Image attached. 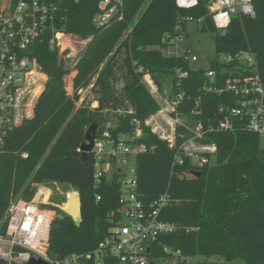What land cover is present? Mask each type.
I'll return each instance as SVG.
<instances>
[{"label": "trees", "instance_id": "1", "mask_svg": "<svg viewBox=\"0 0 264 264\" xmlns=\"http://www.w3.org/2000/svg\"><path fill=\"white\" fill-rule=\"evenodd\" d=\"M99 1L64 0L57 28L91 38L76 66V92L68 95L64 88L67 69L58 63L57 51L47 43L41 45L36 57L53 65L45 90L34 118L9 134L6 151L0 157V232L6 229L11 200H32L41 184L67 183L79 193L80 225L55 206L49 248L53 259L92 252L114 223L110 213L119 206L120 183L114 178L96 184L92 153L85 164L80 147L97 118L103 124L114 120L112 132L126 135L134 131L135 118L144 120L159 108L142 83L140 67L153 73L161 89L174 80L176 68L189 70L190 76L184 81L187 94L201 96L200 118L206 126L209 118L216 123L222 98L200 91L207 79L204 67L194 70L188 61L164 52L171 40L186 30L189 17L203 18L202 23H196L212 34L218 53L236 54L250 45L264 80V0H252L255 18H236L226 29L215 25L205 4L183 9L176 0H124V17L97 27L94 17ZM177 26H181L179 31ZM210 66L220 73L228 65L210 59ZM90 85L92 100L78 106L77 90ZM93 101L99 105L92 107ZM207 140L217 143L218 160L199 168L200 176L192 173L188 161L173 167L174 151L152 133L145 141L153 149L137 156L139 191L145 203L169 194L160 217L174 223L176 229L163 235L161 242L190 260L203 257L206 263L216 258L264 264L262 139L238 126L229 132H211ZM87 264L95 262L91 259Z\"/></svg>", "mask_w": 264, "mask_h": 264}, {"label": "built area", "instance_id": "2", "mask_svg": "<svg viewBox=\"0 0 264 264\" xmlns=\"http://www.w3.org/2000/svg\"><path fill=\"white\" fill-rule=\"evenodd\" d=\"M63 3L64 0H0V157L6 151L9 134L34 118L45 90L49 75L35 55L41 45L47 43L57 51L58 63L67 69L64 88L68 95L76 92V66L91 38H80L57 28ZM201 3L219 29H226L236 18H255L257 14L252 0H176L183 9ZM123 17L124 0H100L94 23L97 27L106 26ZM202 20L189 17L187 21L200 24ZM180 29L181 26L176 27L177 31ZM181 36L170 44L181 40ZM166 54L183 58L194 70L204 67L207 79L200 91L222 98L216 123L209 118L206 126L200 118L201 96L193 98L187 94L184 81L190 76L189 70L176 68L174 80L168 82L169 88L165 84L161 89L153 73L140 67L142 83L159 108L144 120L135 118L134 131L130 134L115 135L114 120L101 123L91 151L95 183L114 178L120 183L119 206L110 213L114 223L108 235L90 253L51 258L50 231L57 210L38 186L32 200L14 198L10 202L6 229L0 232V264H27L31 256L43 257L51 264H87L91 259L95 264H198L180 250L162 244L161 237L176 229L174 223L160 217L169 194L145 203L139 191L137 156L153 149L145 141L152 133L174 151L173 167L188 161L192 171L199 170L218 160V145L208 141L207 135L233 131L238 126L258 134L264 146V80L250 45L236 54L216 52L210 59L228 65L220 73L211 68L210 59L208 66L200 63V57L190 48L181 53L168 49ZM90 89L91 85L86 90H77L78 106L84 101V92Z\"/></svg>", "mask_w": 264, "mask_h": 264}, {"label": "rangeland", "instance_id": "3", "mask_svg": "<svg viewBox=\"0 0 264 264\" xmlns=\"http://www.w3.org/2000/svg\"><path fill=\"white\" fill-rule=\"evenodd\" d=\"M186 48L192 49L200 57V63L205 66H208L207 61L216 55L215 41L212 34L209 31H203L201 27L193 21L187 23V28L183 32L181 40L169 44L164 52L166 53L169 49L172 53H181ZM166 86L169 88L168 82L165 87ZM92 98L93 96L90 90L85 91L82 95V99L86 102L91 101ZM39 188H42V190L45 191V197L48 195L47 199H49L50 203L55 204L62 209H66L65 206L69 201L70 193H77V196L79 194L73 186L67 183L53 182L41 184L39 185ZM192 261L198 264H246L239 259L231 262H224V260L220 261L214 258L212 261L206 263L203 257H194Z\"/></svg>", "mask_w": 264, "mask_h": 264}, {"label": "water", "instance_id": "4", "mask_svg": "<svg viewBox=\"0 0 264 264\" xmlns=\"http://www.w3.org/2000/svg\"><path fill=\"white\" fill-rule=\"evenodd\" d=\"M52 66H53L52 63L50 62H46L42 64L43 70L48 75L51 73ZM101 123H102L101 119L97 118V120L88 128L85 134V141L82 143L80 147V151H82V160L85 164L88 163L89 154L91 153L94 147V141L97 137V131ZM192 173L196 176L201 175V171L199 170H193ZM69 202L70 200L68 201V203ZM64 210L74 218L77 225H80L82 221V213H81V197L79 194L76 199V207L75 208L67 207ZM27 264H51V263L46 259H44L43 257L31 256L27 261Z\"/></svg>", "mask_w": 264, "mask_h": 264}, {"label": "bare ground", "instance_id": "5", "mask_svg": "<svg viewBox=\"0 0 264 264\" xmlns=\"http://www.w3.org/2000/svg\"><path fill=\"white\" fill-rule=\"evenodd\" d=\"M76 197H77V193H70L69 194V200H70V202L66 204L65 208H67V207H69V208H75L76 207V199H77ZM47 198H48V195H47V197H45V199H47Z\"/></svg>", "mask_w": 264, "mask_h": 264}, {"label": "crops", "instance_id": "6", "mask_svg": "<svg viewBox=\"0 0 264 264\" xmlns=\"http://www.w3.org/2000/svg\"><path fill=\"white\" fill-rule=\"evenodd\" d=\"M92 104H93L94 107H95L96 105H97V106L99 105L98 102H96V101H93ZM97 106H96V107H97Z\"/></svg>", "mask_w": 264, "mask_h": 264}]
</instances>
